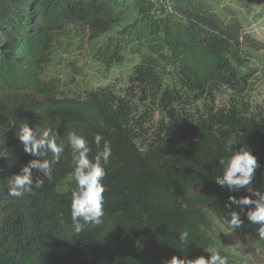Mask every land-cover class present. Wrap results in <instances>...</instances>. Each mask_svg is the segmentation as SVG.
<instances>
[{
    "label": "trees",
    "instance_id": "obj_1",
    "mask_svg": "<svg viewBox=\"0 0 264 264\" xmlns=\"http://www.w3.org/2000/svg\"><path fill=\"white\" fill-rule=\"evenodd\" d=\"M33 1L0 0V47L19 39L18 27L32 28ZM114 1L65 5L86 19L96 38L119 23L120 12L108 10ZM155 6L138 2L141 15L121 34L122 42L109 40L99 52L106 66L122 62L130 45L138 55L120 90L108 85L79 99H58L56 88L45 85L37 98L0 96V264H168L174 256L207 258L210 248L226 255L228 264H242L225 240L211 235V219L264 256L258 225L244 218V226L232 232L225 221L229 197L249 193L230 192L214 180L223 173L219 160L230 155L225 144L231 138L234 148H249L258 158L253 187L264 192V110L251 108L246 97L254 83L247 51L264 50V44L245 33L236 17L221 20L203 1L161 0L156 22L149 16ZM25 123L58 131L65 151L42 189L12 198L8 180L38 159L25 153L16 136ZM71 131L90 142L99 133L112 147L103 223L80 234L70 215ZM97 150L93 143L90 156ZM183 231L187 244L179 240Z\"/></svg>",
    "mask_w": 264,
    "mask_h": 264
},
{
    "label": "rangeland",
    "instance_id": "obj_2",
    "mask_svg": "<svg viewBox=\"0 0 264 264\" xmlns=\"http://www.w3.org/2000/svg\"><path fill=\"white\" fill-rule=\"evenodd\" d=\"M45 1L31 3L28 13L33 12V15L28 25L32 28L26 31L23 26L18 27L14 33L19 39L0 47V96L10 93L21 99L29 95L37 98L44 90L42 86L52 85L58 99H79L85 91L96 87L123 88L130 68L138 59L132 45L122 52V62L110 66L101 61L99 52L109 40L122 42L121 34L141 15L142 9L136 10L135 6L142 0H115L108 10L111 14L116 10L120 12L119 23L96 38L92 37L86 19L73 16L65 0ZM200 1L221 20L236 17L245 33L264 44V0ZM40 2L45 4L40 6ZM149 2L156 5L149 14L156 22L161 15L154 9L160 8L161 0ZM30 34H35V39L28 40ZM142 45L145 47L146 43ZM247 53L250 56L248 69L254 75V83L246 97L251 108L264 110V50ZM225 95V92L218 95V102ZM210 232L225 240L229 247L227 251L242 264H264V256L253 245L232 235L212 219Z\"/></svg>",
    "mask_w": 264,
    "mask_h": 264
},
{
    "label": "clouds",
    "instance_id": "obj_3",
    "mask_svg": "<svg viewBox=\"0 0 264 264\" xmlns=\"http://www.w3.org/2000/svg\"><path fill=\"white\" fill-rule=\"evenodd\" d=\"M171 11V8L168 9ZM16 136L23 145V150L38 159L31 160L19 174L8 180L7 195L12 198H23L26 194L34 195L35 191L44 187V178L52 180L53 166L59 164L64 151L65 143L60 139L58 131L51 128L38 130L29 127L28 123L20 127ZM101 141L103 145L101 147ZM97 147L94 156L92 144ZM67 144L72 152L73 178L75 188L71 191L70 215L76 234L84 231L86 226H98L103 223L105 215L104 202L106 186L103 183L107 176L106 166L112 157V147L103 135L96 134L90 142L87 138L71 131L67 136ZM233 139L225 144L230 153L227 159H220L219 165L223 167L222 175L215 177V183L230 192L246 190L249 195L237 198L230 196L226 207L229 209L225 217L227 227L235 232L245 224L244 218L251 225H258L256 235L264 240V192L253 187L256 179V170L260 167L258 158L248 149L239 147ZM51 154V159L48 158ZM33 169L38 175L33 174ZM235 205L239 211L232 210ZM243 214V217H242ZM181 243H188L189 233L183 231L179 234ZM210 255H203L195 259L172 257L168 264H228V257L219 249H205Z\"/></svg>",
    "mask_w": 264,
    "mask_h": 264
}]
</instances>
